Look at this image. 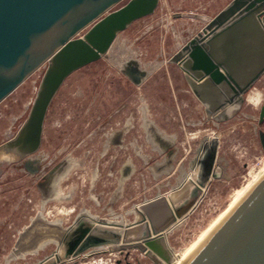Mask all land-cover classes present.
<instances>
[{"label":"rangeland","instance_id":"1","mask_svg":"<svg viewBox=\"0 0 264 264\" xmlns=\"http://www.w3.org/2000/svg\"><path fill=\"white\" fill-rule=\"evenodd\" d=\"M230 1L159 0L152 14L117 34L105 55L66 78L48 108L41 144L27 157L37 159V171L24 167L26 158L0 161V264H37L55 252L56 242L47 239L16 253L19 234L37 216L68 227L83 209L96 219L132 223L135 207L167 195L192 173L201 141L216 136L222 177L165 236L182 254L264 169V74L231 117L216 121L169 62ZM129 63L146 73L138 84L125 73ZM44 70L0 102V145L27 118ZM106 250L59 264H155L136 248Z\"/></svg>","mask_w":264,"mask_h":264},{"label":"water","instance_id":"2","mask_svg":"<svg viewBox=\"0 0 264 264\" xmlns=\"http://www.w3.org/2000/svg\"><path fill=\"white\" fill-rule=\"evenodd\" d=\"M0 0V102L45 65L29 113L0 152L37 171L35 153L42 140L48 108L66 78L99 60L117 34L152 14L159 0ZM183 72L207 118L225 120L241 106L245 94L264 74V0H231L169 59ZM133 82L146 73L129 63ZM264 120V101L259 123ZM264 151V132H259ZM219 139L204 138L192 173L167 195L135 207L129 224L96 219L80 212L68 227L37 216L16 242V253L31 251L47 239L56 250L37 264H59L105 248H136L155 264H172L166 234L185 218L223 167ZM130 264V263H126ZM182 264H264V173L235 203Z\"/></svg>","mask_w":264,"mask_h":264},{"label":"bare ground","instance_id":"3","mask_svg":"<svg viewBox=\"0 0 264 264\" xmlns=\"http://www.w3.org/2000/svg\"><path fill=\"white\" fill-rule=\"evenodd\" d=\"M16 156L12 153H5V152H0V161H9L11 159L15 160ZM73 165V164H72ZM72 167V166H71ZM68 170V169H67ZM257 172V171H256ZM255 172V175L252 176V179L249 181V183L239 189L236 194L233 197V200L231 201L230 205L220 214L218 217L212 222L200 235L198 239L182 254H175L173 253L174 261L172 264H182L188 256L196 249V247L202 242V240L210 233V231L218 224V222L227 214V212L235 205V203L247 192V190L262 176L264 173V169L261 170L260 172ZM66 174V173H65ZM190 175V174H189ZM188 175V176H189ZM187 176V177H188ZM62 177V176H61ZM63 179V178H62ZM59 187V186H58ZM55 196V195H54ZM58 196V195H57ZM137 208V207H136ZM82 213H87L83 209H81ZM59 212V211H58ZM78 214V213H77ZM76 214V215H77ZM91 216V215H90ZM125 216V215H124ZM57 223H60L59 220H55ZM54 222V221H53ZM181 250V249H180ZM109 253V252H108ZM143 256V255H142Z\"/></svg>","mask_w":264,"mask_h":264},{"label":"flooded vegetation","instance_id":"4","mask_svg":"<svg viewBox=\"0 0 264 264\" xmlns=\"http://www.w3.org/2000/svg\"><path fill=\"white\" fill-rule=\"evenodd\" d=\"M11 160H14V159H11Z\"/></svg>","mask_w":264,"mask_h":264}]
</instances>
